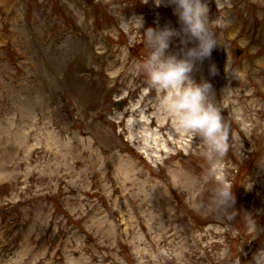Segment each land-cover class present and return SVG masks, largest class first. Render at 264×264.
<instances>
[{"label":"rangeland","instance_id":"1","mask_svg":"<svg viewBox=\"0 0 264 264\" xmlns=\"http://www.w3.org/2000/svg\"><path fill=\"white\" fill-rule=\"evenodd\" d=\"M214 1L228 7L210 25L232 74L263 70L264 0ZM133 15L177 24L154 0H0V264H247L264 244V231L248 243L239 215L264 230V119L253 131L232 110L243 133L228 124L224 174L237 215L220 218L192 185L199 140L130 71L148 52Z\"/></svg>","mask_w":264,"mask_h":264},{"label":"clouds","instance_id":"2","mask_svg":"<svg viewBox=\"0 0 264 264\" xmlns=\"http://www.w3.org/2000/svg\"><path fill=\"white\" fill-rule=\"evenodd\" d=\"M154 3L156 7L171 8L177 24L157 22L155 27L145 28L142 15L128 18L127 23L139 29L141 42L148 49L147 55L136 61L130 71L134 76H142L148 88L158 94L159 111L171 118L180 132L199 140L193 151L202 157L205 166L192 178L194 190L207 194V207L214 215L235 219L234 186L224 174L225 158L231 147L230 126L222 116L211 82L194 75L219 47L210 27L208 0H154ZM208 72L211 76L217 74L214 63L209 65ZM239 215L250 233L248 243L256 240L264 230L252 213ZM247 264H264V244Z\"/></svg>","mask_w":264,"mask_h":264},{"label":"bare ground","instance_id":"3","mask_svg":"<svg viewBox=\"0 0 264 264\" xmlns=\"http://www.w3.org/2000/svg\"><path fill=\"white\" fill-rule=\"evenodd\" d=\"M209 18L210 20L215 19L217 16L221 15L223 10H226L228 7L226 5H223L222 7H218V4L214 0H209ZM228 15V12L226 10L225 14L222 15V19L226 18ZM242 19L241 21H243ZM245 21H248L245 19ZM212 30L214 32L220 31V24H213L210 25ZM222 58V59H221ZM223 60V62H222ZM211 63H214L217 67V74L215 76L209 75L208 67ZM244 71V68L242 70V73ZM264 73L263 70H254V66L248 70V72H244V75L236 76L232 74V66L231 63H228L226 59L224 58L223 54L220 50L215 49L212 53V57L210 61H205L202 66H200L197 70V72L194 74L196 79L204 78L208 79L211 84L213 85V89L216 94L217 103L219 104L222 116L225 118V122L227 124H231L239 133H243L241 130V126L243 123V120H238L235 115H232L235 109L239 108L241 109V112L244 116H246V119H249L250 122L253 123V126L251 125L252 130L260 129V121L264 119V110L259 100L264 99V77L260 81H256L257 77H261ZM250 77L251 80L249 83H246L245 77ZM254 77L256 80H254ZM226 101V105H224ZM224 102V103H223ZM140 111V106H132V109L127 112V115L131 116H138V113ZM151 122L149 123V127H158L161 131L166 130L169 123L163 122L162 125H157L156 123H160L154 118H151ZM136 124L133 125V127ZM246 126H244L243 130H246ZM262 135V133H260ZM260 138V136H258ZM139 137H134L135 143H140V140H138ZM154 147H147L146 151L153 152ZM156 151V149H155ZM157 151L162 152V149H158ZM136 174V175H135ZM134 177L135 179L129 181L131 187L135 188L138 184V177L141 176V172H135ZM138 176V177H137Z\"/></svg>","mask_w":264,"mask_h":264},{"label":"water","instance_id":"4","mask_svg":"<svg viewBox=\"0 0 264 264\" xmlns=\"http://www.w3.org/2000/svg\"><path fill=\"white\" fill-rule=\"evenodd\" d=\"M238 54H240V51H237Z\"/></svg>","mask_w":264,"mask_h":264}]
</instances>
